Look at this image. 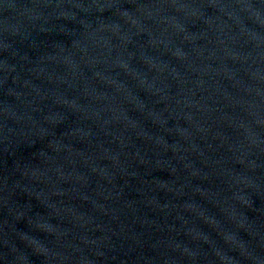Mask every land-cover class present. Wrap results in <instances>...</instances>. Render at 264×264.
Here are the masks:
<instances>
[{"label":"water","instance_id":"1","mask_svg":"<svg viewBox=\"0 0 264 264\" xmlns=\"http://www.w3.org/2000/svg\"><path fill=\"white\" fill-rule=\"evenodd\" d=\"M0 264H264V0H0Z\"/></svg>","mask_w":264,"mask_h":264}]
</instances>
